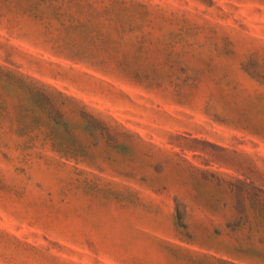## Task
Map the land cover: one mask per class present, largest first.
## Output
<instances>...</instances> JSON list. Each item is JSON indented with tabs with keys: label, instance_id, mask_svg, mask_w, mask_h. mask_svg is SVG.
<instances>
[{
	"label": "rangeland",
	"instance_id": "obj_1",
	"mask_svg": "<svg viewBox=\"0 0 264 264\" xmlns=\"http://www.w3.org/2000/svg\"><path fill=\"white\" fill-rule=\"evenodd\" d=\"M0 264H264V0H0Z\"/></svg>",
	"mask_w": 264,
	"mask_h": 264
}]
</instances>
